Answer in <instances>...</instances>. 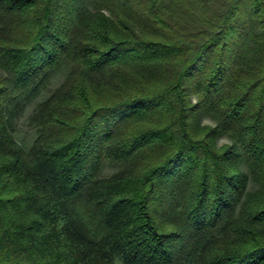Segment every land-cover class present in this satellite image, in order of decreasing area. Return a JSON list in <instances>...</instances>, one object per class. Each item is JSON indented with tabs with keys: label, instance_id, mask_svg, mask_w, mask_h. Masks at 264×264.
I'll return each instance as SVG.
<instances>
[{
	"label": "trees",
	"instance_id": "16d2710c",
	"mask_svg": "<svg viewBox=\"0 0 264 264\" xmlns=\"http://www.w3.org/2000/svg\"><path fill=\"white\" fill-rule=\"evenodd\" d=\"M0 264H264V0H0Z\"/></svg>",
	"mask_w": 264,
	"mask_h": 264
},
{
	"label": "rangeland",
	"instance_id": "374dc122",
	"mask_svg": "<svg viewBox=\"0 0 264 264\" xmlns=\"http://www.w3.org/2000/svg\"><path fill=\"white\" fill-rule=\"evenodd\" d=\"M67 69L63 67L60 71L54 74L46 87L39 93V95L30 103L28 104L25 109L23 110L22 114L16 119L12 128V135L15 142L18 145L28 147L34 137L36 136V126L33 122H31L29 116L34 111L37 102L41 101L45 97H47L50 92L59 85V83L63 80ZM205 115L201 116L200 122ZM218 139V138H217ZM217 142V140H216ZM117 168L114 165H110L106 163L101 171L102 176H108L113 173ZM252 187V183L249 182L248 188Z\"/></svg>",
	"mask_w": 264,
	"mask_h": 264
},
{
	"label": "clouds",
	"instance_id": "9594fccd",
	"mask_svg": "<svg viewBox=\"0 0 264 264\" xmlns=\"http://www.w3.org/2000/svg\"><path fill=\"white\" fill-rule=\"evenodd\" d=\"M197 103V100H193V104ZM200 127L202 129H215L217 127V122L210 116H205L200 122ZM203 138V137H201ZM234 139L230 133H225L218 137L214 151H223L229 149L234 144Z\"/></svg>",
	"mask_w": 264,
	"mask_h": 264
}]
</instances>
